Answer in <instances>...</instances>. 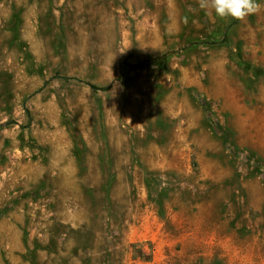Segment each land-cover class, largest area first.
Wrapping results in <instances>:
<instances>
[{
	"label": "rangeland",
	"instance_id": "rangeland-1",
	"mask_svg": "<svg viewBox=\"0 0 264 264\" xmlns=\"http://www.w3.org/2000/svg\"><path fill=\"white\" fill-rule=\"evenodd\" d=\"M256 2L0 0V264H264Z\"/></svg>",
	"mask_w": 264,
	"mask_h": 264
},
{
	"label": "clouds",
	"instance_id": "clouds-1",
	"mask_svg": "<svg viewBox=\"0 0 264 264\" xmlns=\"http://www.w3.org/2000/svg\"><path fill=\"white\" fill-rule=\"evenodd\" d=\"M198 7L208 13H215L220 19L244 21L249 15L260 11L256 0H197Z\"/></svg>",
	"mask_w": 264,
	"mask_h": 264
},
{
	"label": "water",
	"instance_id": "water-1",
	"mask_svg": "<svg viewBox=\"0 0 264 264\" xmlns=\"http://www.w3.org/2000/svg\"><path fill=\"white\" fill-rule=\"evenodd\" d=\"M9 124H15V125H17L18 123H16V122H12V123H8V125H9Z\"/></svg>",
	"mask_w": 264,
	"mask_h": 264
}]
</instances>
